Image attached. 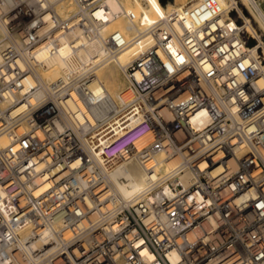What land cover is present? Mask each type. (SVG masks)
I'll return each instance as SVG.
<instances>
[{
    "label": "built area",
    "instance_id": "built-area-1",
    "mask_svg": "<svg viewBox=\"0 0 264 264\" xmlns=\"http://www.w3.org/2000/svg\"><path fill=\"white\" fill-rule=\"evenodd\" d=\"M235 7L138 27L106 0H0V264H264V36ZM130 158L147 181L124 200L107 172Z\"/></svg>",
    "mask_w": 264,
    "mask_h": 264
},
{
    "label": "bare ground",
    "instance_id": "bare-ground-1",
    "mask_svg": "<svg viewBox=\"0 0 264 264\" xmlns=\"http://www.w3.org/2000/svg\"><path fill=\"white\" fill-rule=\"evenodd\" d=\"M110 9L114 13H118L122 8L134 11L137 19L136 25L141 27L151 22L156 17L164 16L168 11L173 9L179 10L187 0H166L165 10L158 6V0H148V5L141 8L137 2L133 0H106ZM140 1V0H139ZM196 1V0H192ZM252 3L254 14L259 23L260 28L264 31V15L261 10L253 3V0H242ZM229 2L234 3L235 0H220L223 7H228ZM146 5V3H145ZM160 7V8H159ZM238 13L244 19V27L246 31L252 32L256 37L260 38L259 31L253 24V20L248 19L242 9H238ZM232 19V18H231ZM255 22V20H254ZM258 26V29H260ZM133 23L128 22L123 16L111 17L108 22V29L128 30L134 28ZM260 29V30H261ZM264 36V33L262 32ZM133 54L130 47L122 52L115 63H111L101 68L97 72V76L92 85L94 93H104L105 100L97 106V113L105 114L113 107L123 104L126 98L124 92V82L121 77L120 65L124 64ZM41 74L46 78H55L59 74L56 67L48 70H42ZM147 181V174L142 164L136 158L125 160L107 172L108 189L115 193L117 198L128 200L142 192V188Z\"/></svg>",
    "mask_w": 264,
    "mask_h": 264
},
{
    "label": "rangeland",
    "instance_id": "rangeland-1",
    "mask_svg": "<svg viewBox=\"0 0 264 264\" xmlns=\"http://www.w3.org/2000/svg\"><path fill=\"white\" fill-rule=\"evenodd\" d=\"M135 2H137L138 6H140L141 8L145 7L148 5V0H133ZM172 1V0H171ZM236 2V7L235 9L232 11V16H235L239 19V21H241L240 17L238 16V9H242V11L245 13V15L250 19V20H253V24L254 26L258 29V26H259V23L255 17V14H254V7L252 6L253 4L252 3H249L247 1H242V0H235ZM146 3V5H145ZM165 3H161L160 0H158V6H160L162 8V10H165ZM253 3L261 10L262 14L264 15V0H253ZM159 7V8H160ZM243 18V17H242ZM255 20V22H254ZM260 28V26H259ZM261 29V28H260ZM258 30L259 32H263L264 31L261 29V30ZM122 77V76H121Z\"/></svg>",
    "mask_w": 264,
    "mask_h": 264
},
{
    "label": "water",
    "instance_id": "water-1",
    "mask_svg": "<svg viewBox=\"0 0 264 264\" xmlns=\"http://www.w3.org/2000/svg\"><path fill=\"white\" fill-rule=\"evenodd\" d=\"M166 0H161V3H164Z\"/></svg>",
    "mask_w": 264,
    "mask_h": 264
}]
</instances>
